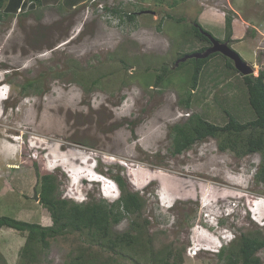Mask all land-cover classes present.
Segmentation results:
<instances>
[{
    "label": "rangeland",
    "instance_id": "rangeland-1",
    "mask_svg": "<svg viewBox=\"0 0 264 264\" xmlns=\"http://www.w3.org/2000/svg\"><path fill=\"white\" fill-rule=\"evenodd\" d=\"M227 18L231 48L258 77L264 0H86L72 8L61 0L0 21V217L51 227L50 211L34 197L44 176H54L60 198L72 204L112 205L122 194L117 176L145 202L140 216L113 228L123 234L138 221L140 246L117 254L65 234L40 244L32 264H74L82 253L85 264H160L170 251V263L180 254L181 264H223L220 252L242 235L264 237L260 153L222 152L214 138L172 153L171 129L194 114L221 127L227 112L240 123L256 118L243 75L222 55L204 67L191 107L181 102L194 61L177 63L209 46L192 24L224 42ZM164 67L172 71L157 86ZM26 238L2 228L0 264H22ZM258 256L264 264V250Z\"/></svg>",
    "mask_w": 264,
    "mask_h": 264
},
{
    "label": "trees",
    "instance_id": "trees-1",
    "mask_svg": "<svg viewBox=\"0 0 264 264\" xmlns=\"http://www.w3.org/2000/svg\"><path fill=\"white\" fill-rule=\"evenodd\" d=\"M64 6L69 8L76 7L86 0H62ZM57 4L61 0H0V21L10 15H16L19 10L23 11L28 6L42 5L43 3ZM29 3V4H28ZM114 13H120L113 9ZM135 14H129L128 19L133 21ZM170 18V17H169ZM228 33L226 39L222 43H228L231 47V18L226 19ZM195 38L201 41H206L211 46L210 40L202 33L207 32L200 23L192 24ZM202 30V31H201ZM209 46L203 47L200 52H204ZM221 55L213 54L206 59H188L194 61L193 74L190 78L189 85L191 90L186 92V98H182V103L186 108L191 107L192 94L198 88V83L204 67L212 58ZM189 56V55H188ZM223 56V55H222ZM227 61L229 68L236 70L234 63L229 58L223 56ZM179 62V67L183 63ZM172 70L167 67L157 75L155 84L160 86L166 81L167 74ZM244 83L249 94V104L256 118L247 123H240L237 119L227 112L229 121L227 125L221 127L215 125L199 114L190 116V119L184 124L175 125L171 129V139L173 146V155L182 154L190 150L198 142H203L209 138H214L220 141V150L222 152L232 151L239 157L260 153L262 155L261 169L258 174L260 181L264 182V71L258 77L243 76ZM33 82V81H32ZM30 82L27 88L34 87ZM96 82V81H95ZM250 132L248 136L243 137V134ZM40 178V203L50 211L53 225L44 227L38 223H31L18 220L9 216L0 217V230L2 228H10L22 234H27L26 243L21 249L22 264H32L38 261L39 245L42 248L49 247L50 239L65 234L78 233L85 235L87 241L91 245H100L107 247L109 251L114 253L120 250L133 249L134 246L141 244L138 221L132 222L130 230L119 234L113 231L114 226L119 225L127 215L133 214L140 216L144 209L145 202L138 193L128 191L127 184L122 177H115V182L121 191V197L112 205H108L106 201L89 202L85 204L70 203L67 199H61L58 193V184L54 176H44ZM136 231V234L134 232ZM138 233V234H137ZM264 250V237L256 231L254 235H242L237 241L232 244L230 249L222 250L219 254L223 260V264H262L258 253ZM226 252H228L226 254ZM118 254V253H117ZM174 254L170 251L169 255L159 259L160 264H181L182 257L179 254L175 257V261L170 263L169 256ZM226 254V255H225ZM84 253L74 260V264H85L82 261ZM91 257V256H90ZM88 264H97L94 258L88 261Z\"/></svg>",
    "mask_w": 264,
    "mask_h": 264
},
{
    "label": "water",
    "instance_id": "water-1",
    "mask_svg": "<svg viewBox=\"0 0 264 264\" xmlns=\"http://www.w3.org/2000/svg\"><path fill=\"white\" fill-rule=\"evenodd\" d=\"M202 31V30H201ZM202 33L211 41L212 47L203 53H194L184 57L180 62H186L188 59H206L213 54H221L233 61L236 70L243 76H251L255 70L248 65L241 57V55L231 48L228 43H222L215 39L210 33L202 31ZM179 65V62L177 63ZM35 199L39 200L37 192H35Z\"/></svg>",
    "mask_w": 264,
    "mask_h": 264
},
{
    "label": "clouds",
    "instance_id": "clouds-1",
    "mask_svg": "<svg viewBox=\"0 0 264 264\" xmlns=\"http://www.w3.org/2000/svg\"><path fill=\"white\" fill-rule=\"evenodd\" d=\"M3 90V89H2ZM8 98H5L4 100H7ZM101 176H103V175H101ZM104 177V176H103ZM105 183L104 184H106V185H108V186H106V188H108V189H111V190H113V191H115V186H112V185H110V183H109V181H107V179L105 178ZM101 183V182H100ZM102 184V183H101ZM260 202V201H259ZM253 204H256V202L255 201H253L252 202ZM255 206H257V204L256 205H254V207ZM234 212H232V213H230V215H232Z\"/></svg>",
    "mask_w": 264,
    "mask_h": 264
},
{
    "label": "crops",
    "instance_id": "crops-1",
    "mask_svg": "<svg viewBox=\"0 0 264 264\" xmlns=\"http://www.w3.org/2000/svg\"><path fill=\"white\" fill-rule=\"evenodd\" d=\"M205 6V5H204ZM207 6V5H206ZM207 8V7H206ZM206 8L204 9V11H206ZM204 11L201 12V15L203 16L204 15ZM209 18V20L211 21L212 19L216 20L217 22V15L215 14H212V16H207ZM224 20V19H223Z\"/></svg>",
    "mask_w": 264,
    "mask_h": 264
},
{
    "label": "flooded vegetation",
    "instance_id": "flooded-vegetation-1",
    "mask_svg": "<svg viewBox=\"0 0 264 264\" xmlns=\"http://www.w3.org/2000/svg\"><path fill=\"white\" fill-rule=\"evenodd\" d=\"M210 42H211V41H210ZM210 47H212V43H211V46H209L207 49H209ZM207 49H206V50H207ZM206 50H205V51H206ZM205 51H204V52H205ZM200 53H203V52H200ZM35 192H37L36 189H35V191H34V197H35ZM37 195H38L39 203H40V198H41L40 193H39V194L37 193Z\"/></svg>",
    "mask_w": 264,
    "mask_h": 264
},
{
    "label": "bare ground",
    "instance_id": "bare-ground-1",
    "mask_svg": "<svg viewBox=\"0 0 264 264\" xmlns=\"http://www.w3.org/2000/svg\"><path fill=\"white\" fill-rule=\"evenodd\" d=\"M14 139H15V138H14ZM109 190H110L111 193L114 192V191H112L111 189H109ZM111 193H110V194H111Z\"/></svg>",
    "mask_w": 264,
    "mask_h": 264
},
{
    "label": "built area",
    "instance_id": "built-area-1",
    "mask_svg": "<svg viewBox=\"0 0 264 264\" xmlns=\"http://www.w3.org/2000/svg\"><path fill=\"white\" fill-rule=\"evenodd\" d=\"M21 10H19V12H20Z\"/></svg>",
    "mask_w": 264,
    "mask_h": 264
}]
</instances>
